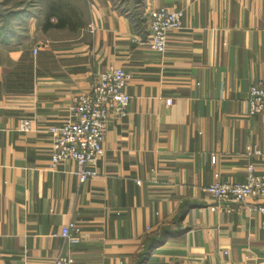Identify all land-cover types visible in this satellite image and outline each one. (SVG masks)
I'll return each mask as SVG.
<instances>
[{
	"label": "crops",
	"instance_id": "1",
	"mask_svg": "<svg viewBox=\"0 0 264 264\" xmlns=\"http://www.w3.org/2000/svg\"><path fill=\"white\" fill-rule=\"evenodd\" d=\"M82 2L74 34L42 31L40 8L0 41V264H137L164 233L145 264H264V215L203 191L261 169L245 148H264V114L245 100L264 77V0H141L142 28L113 0ZM156 8L182 12L163 54L146 44ZM110 66L129 75L127 114L109 117L95 175L79 183L75 162L51 168L47 130ZM68 222L71 244L53 236Z\"/></svg>",
	"mask_w": 264,
	"mask_h": 264
},
{
	"label": "built area",
	"instance_id": "2",
	"mask_svg": "<svg viewBox=\"0 0 264 264\" xmlns=\"http://www.w3.org/2000/svg\"><path fill=\"white\" fill-rule=\"evenodd\" d=\"M181 11L167 8L149 9L146 13V44L158 54H163L167 47L169 32L181 29ZM93 31L95 27L89 26ZM129 75L120 67L110 66L91 84L89 91L77 95L69 107L63 125L47 130L50 139V166L55 168L60 162L71 160L77 164L73 173L79 183L95 175L94 167L103 155L102 142L107 133L109 117L121 118L127 114L129 97L123 87ZM246 108L249 116L264 114V77L255 80L248 89ZM167 100L166 104H170ZM19 129L31 130L29 120H21ZM248 157L261 160V169L256 170L254 163L246 166L243 183H218L203 188L216 205H224L227 211L231 206H245L249 212L264 215V148L246 146ZM139 184L138 181H136ZM251 199L250 205L246 201ZM76 231L73 222H68L54 237H60L68 244L77 242L72 236ZM40 264H74L68 256H57L54 260Z\"/></svg>",
	"mask_w": 264,
	"mask_h": 264
},
{
	"label": "trees",
	"instance_id": "3",
	"mask_svg": "<svg viewBox=\"0 0 264 264\" xmlns=\"http://www.w3.org/2000/svg\"><path fill=\"white\" fill-rule=\"evenodd\" d=\"M124 15L136 21L142 28V16L138 10L141 0H113ZM44 9L42 31H66L74 34L85 26V5L82 0H0V41L1 43L13 33L14 22L32 11ZM165 233L148 238L143 244V250L138 255L137 264H145L152 249L161 244Z\"/></svg>",
	"mask_w": 264,
	"mask_h": 264
}]
</instances>
